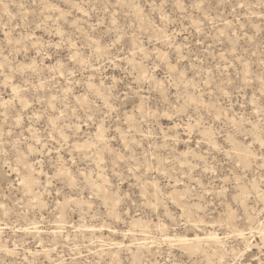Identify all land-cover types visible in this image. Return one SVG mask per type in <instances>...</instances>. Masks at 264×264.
Segmentation results:
<instances>
[{
	"label": "rangeland",
	"instance_id": "374dc122",
	"mask_svg": "<svg viewBox=\"0 0 264 264\" xmlns=\"http://www.w3.org/2000/svg\"><path fill=\"white\" fill-rule=\"evenodd\" d=\"M0 264H264V0H0Z\"/></svg>",
	"mask_w": 264,
	"mask_h": 264
}]
</instances>
